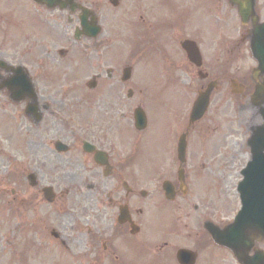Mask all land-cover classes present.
I'll return each instance as SVG.
<instances>
[{
    "label": "flooded vegetation",
    "instance_id": "af4514ba",
    "mask_svg": "<svg viewBox=\"0 0 264 264\" xmlns=\"http://www.w3.org/2000/svg\"><path fill=\"white\" fill-rule=\"evenodd\" d=\"M170 1L168 6V0H156L160 4L157 10L148 0H128L124 13L127 34L120 35L123 26L116 20L99 23L98 36H84L77 41L81 46H76L75 59L71 57L74 48L57 49V57L46 44L40 52H32L38 47V37L28 43L29 65L21 62L20 51L14 63L0 56V87L8 80L20 82L21 69L14 73V66H23L30 76V90L19 97L21 100L11 102L5 89L0 95L7 98L5 103L14 108L18 120L23 117L27 120L25 136L35 146L30 169L24 176L27 189H21L22 180L14 181V188L8 189L7 185L1 188L8 202L4 203L0 196L3 200L0 212L15 219L16 225L9 229L15 236L8 243L13 249L5 255L4 245L0 244V264H178L177 249L167 242L160 243L163 228L159 227L155 236L148 235L147 208L151 205L160 210L161 204H165L171 213L198 209L196 183L220 182L206 175V171L215 172L220 154L213 142L219 127L206 122V113L192 124L188 113L172 115L166 121L160 119V142L156 148H149L145 132L151 124L147 113L140 103L132 100V95L122 97L124 91L135 89L141 93L146 87L134 80L133 42L148 46L156 42L157 52L150 53L158 56L160 70L165 74L156 83L160 89L183 86L184 81L178 79L183 74L189 85L194 80L199 82L195 84L196 91L213 83L212 93L236 87L241 89L242 97H248L254 88L253 65L231 77L227 61L220 64L218 53L228 56L242 46L248 48L252 17L257 15L259 21H264V0H239L246 7L251 4L253 14L247 16L243 25L231 0ZM44 13L45 18L51 12L44 9ZM43 23L44 27L48 24ZM229 23L241 27L239 41L235 38L229 41L226 31ZM214 28L222 29L216 42L222 47L216 48V57L212 58ZM186 42L198 47V56L192 55L194 61L183 48ZM116 43L130 44L126 61L117 51ZM80 47L90 52L88 60L82 58ZM114 53L116 63L112 62ZM103 58L110 64L104 66ZM52 62L55 65H50ZM68 65L74 66L70 73L66 71ZM127 66L132 69L128 79L123 80ZM85 67L95 70L91 83L80 82L74 73ZM263 79L257 77L260 82ZM54 91L57 93L52 94ZM73 91L80 95L77 102L68 99V93ZM138 109L145 117L141 130L134 127ZM245 123H249L246 128L249 130L250 121ZM163 130L167 133L163 134ZM86 142L89 147L84 146ZM233 161L234 156L225 155L215 169L231 170ZM20 173L16 171V175ZM201 173L205 174L204 179ZM205 189L200 191L202 203L206 199L202 197ZM9 221L7 218L6 222ZM199 223L197 220L198 228L192 229L198 236L190 245L196 257L193 264H222L212 259L211 239L202 229L203 223ZM183 226L186 228V224ZM252 254L250 251L249 255Z\"/></svg>",
    "mask_w": 264,
    "mask_h": 264
},
{
    "label": "rangeland",
    "instance_id": "374dc122",
    "mask_svg": "<svg viewBox=\"0 0 264 264\" xmlns=\"http://www.w3.org/2000/svg\"><path fill=\"white\" fill-rule=\"evenodd\" d=\"M78 1L87 7L97 9L100 24L104 22H114L116 20L117 24L121 22V25L123 26L120 35L125 36L127 34V31L124 28V13L128 9V0H120L118 7L115 9L109 4L108 0ZM148 1L152 3L155 9H160V4H158L156 0ZM167 4L170 6L171 1L168 0ZM50 12L49 15L51 16L47 15L48 19H46L49 23L47 25L48 28H46L44 27L42 20V13L31 3L30 0H0V56H3L5 59L14 63L17 58H19L18 52L20 51V54H22L20 57L21 62L29 65L30 56L29 54L26 55V52L29 50V45L22 40L27 42L33 41L37 35L41 34L37 39L36 45L38 47L33 49L32 52H40L42 46L46 44L51 49L52 54L57 57V49L64 50L66 49L65 47H68L70 49L74 48L72 51L73 55L69 53L66 59L68 60L70 54L71 57H74L75 59L78 56V50L74 46H77V44L74 43V45L69 46L71 43L67 38L72 36L74 27L78 25L76 16L70 15L67 11L53 10ZM68 20H71V22H68ZM14 21L15 25L12 26ZM134 29L137 30V28ZM226 31H228L227 37L232 38L237 36L239 28L237 25L235 26L229 23ZM40 36H42V38H40ZM212 36L214 41L216 39L218 40L217 36H219V34H217V28L213 29ZM155 43L156 42H153L151 46L147 45V48L145 49L140 47L141 44L138 41L134 42L135 47H140L139 50L138 48L136 49V52L148 51L150 55V52H152L155 45H157ZM115 46L121 57L125 59L130 50V44L116 43ZM216 48V44L211 45L212 58L216 57ZM135 56L136 57L134 58H137L141 56V53ZM152 57L155 56L144 55V59L140 62L132 60L131 64L135 69L137 68L134 73L135 82L141 85H146L141 93L134 91L132 96H134L135 93L137 99L135 97L133 99H136V101L143 106L148 115L149 123L151 124L149 131L145 132L147 135V146L149 148H156L160 142V119L166 121L170 119L169 117H172V115L176 116L184 113L185 108L187 109L188 107L187 103L189 102V99L192 100L196 96L197 88L195 84L199 82L194 80L192 82L193 84L188 85V82L186 81L187 77L181 74L178 78L184 81L183 88H186L187 91L177 88L160 89L156 83L159 78L161 82L163 77H165V74L160 70V60H151ZM219 57V63L222 64L221 60L223 61V59H226L227 55L225 56V54L219 53ZM126 60L127 59L123 61ZM112 62H118L116 53L113 54ZM143 62L147 66L141 65ZM102 64L105 66L110 63L106 58H103ZM251 64H253V61L249 58L246 47L242 46L234 53L228 55L226 64L227 72L232 77L235 76L239 70L246 71ZM50 65H55V63L52 62ZM72 68H74V66L68 65L66 71L70 73ZM94 71L95 70L91 68L87 69V67H85L83 70H74V73L78 76L79 81L83 83L86 78H90L89 76ZM1 90L0 92H2ZM56 93L57 92L54 91L52 94ZM79 98L80 95L74 91L68 93V99H71L73 102H77L76 100ZM246 99V97L242 98L237 94H232L229 90L223 93H213L209 110L206 115V122H209L212 127H214V124L219 127L215 137H213V142L217 144V149L220 153L218 155V161H215V166L221 163V158H224L225 155L234 156L233 162L235 166L232 167L231 170L228 168V170L224 172L218 171L214 166V173H216L221 183L214 182L213 180L196 183V187L198 188L196 189V202L199 205L197 211H193L192 208H187L186 211L183 209L175 211L176 217L180 214L182 215V219L178 218V221L175 220L176 223L180 224V226L186 224V228H181L182 231L178 230L179 226L176 227L171 222L170 212L166 209L167 206L165 204H161L160 210L148 205V235L155 236L159 232V227L160 229H168L170 225L173 229L171 228V230L166 231V236L168 238H164V240L171 245V248L174 246L190 245L192 244V241L189 242V240L192 237H189L190 239H188L186 235H188V233H193L192 227H196L198 217L201 219L202 216H210L220 223H224L233 218L238 207V200L234 191L235 182L239 178L238 170L245 164L249 156V150L245 145V138L248 136L246 126L249 123L245 122L250 121L253 125L260 122L259 115H257L253 107L245 102ZM5 101H7V98L0 95V196L3 197L2 199L4 200V203L7 201L4 199L6 194L2 193L1 188L5 185H7L8 189L10 187L14 188V181L22 180V183L24 182V176L30 169L29 160L32 156L31 153L35 150V146L32 147L30 139L25 136L28 126L27 120L24 117L15 120L14 108L9 107ZM3 103L6 104L3 106L6 111L1 110ZM166 133L167 131L163 130V134ZM133 137H136V135H133ZM32 140L33 142L35 141V139ZM141 143L142 141L140 140L137 146L140 147ZM45 168L47 169V166H45ZM19 170L21 171L20 175H16V171ZM205 170L206 169H200L201 172H204ZM13 172L14 176H11ZM197 173L199 174V171H197ZM201 175L204 179L205 174L201 173ZM206 175L210 179L216 178L211 172L207 173L206 171ZM22 185L24 187L21 188L22 190L27 189L25 182ZM204 188H206L205 196L203 195L202 197H205L206 199L205 203H202L200 191L203 192ZM21 193L24 194L23 192ZM2 199H0V206L3 201ZM204 205L205 207H203ZM3 215L4 216L0 213V244L4 245V253L7 255V253L13 249V245H8V243H11L13 238H15L9 229L15 227L16 220L10 218L9 223L6 224L3 221V217H7V214L5 213ZM194 216L196 218H194L195 220L193 219ZM1 224H4L6 228H2ZM261 247H263V244H261ZM211 253L213 254L212 259L219 261L218 254H221V250L219 248H211ZM225 264L232 263L226 261Z\"/></svg>",
    "mask_w": 264,
    "mask_h": 264
},
{
    "label": "water",
    "instance_id": "95a60500",
    "mask_svg": "<svg viewBox=\"0 0 264 264\" xmlns=\"http://www.w3.org/2000/svg\"><path fill=\"white\" fill-rule=\"evenodd\" d=\"M33 1L43 4L48 8L56 6L59 9L68 8L71 12L78 8L81 10L80 24L84 28V32L87 35L95 36L99 31L96 25V17L91 16L90 21H87V17L91 14L90 10L82 7L75 0ZM112 2L116 4L115 0H112ZM237 6L243 18L244 8L240 4H237ZM75 35L78 36L79 31H76ZM184 48L190 54L191 48L186 45H184ZM250 51L258 63L254 72H258L261 76L264 75V23L254 25L250 36ZM126 73H128V70ZM28 81L26 76H24V80L20 85V91L18 86H16L13 89L11 97L15 99L19 98L18 95L22 94L24 84L26 85L25 90L28 91L30 86ZM209 94V88L198 94L190 114L191 121L198 120L204 114L208 105ZM251 100L258 107L262 123L252 128L247 140V145L250 149V159L246 167L241 171L243 179L239 182L237 188L241 209L233 222L223 229H219L212 224H208L206 229L213 240L217 244L228 247L241 264H264V255L262 253V255L255 254L251 259H247L245 256L254 240H264V84L256 85ZM141 121L143 124V118ZM182 253L183 250H179L178 258L181 261L185 259Z\"/></svg>",
    "mask_w": 264,
    "mask_h": 264
}]
</instances>
